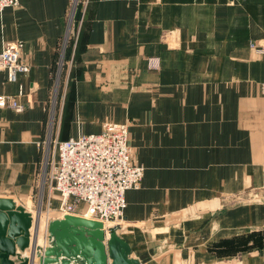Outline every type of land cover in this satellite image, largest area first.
<instances>
[{"label":"crops","instance_id":"obj_1","mask_svg":"<svg viewBox=\"0 0 264 264\" xmlns=\"http://www.w3.org/2000/svg\"><path fill=\"white\" fill-rule=\"evenodd\" d=\"M77 1L69 58L72 0L0 12V50L21 40L30 65L24 109L0 108V199L35 206L55 138L127 122L144 167L114 227L130 257L264 264V0ZM17 87L0 71V93Z\"/></svg>","mask_w":264,"mask_h":264},{"label":"built area","instance_id":"obj_2","mask_svg":"<svg viewBox=\"0 0 264 264\" xmlns=\"http://www.w3.org/2000/svg\"><path fill=\"white\" fill-rule=\"evenodd\" d=\"M17 3L18 0H0V12ZM77 4V0H72L67 32V36L71 33L75 39L77 31L71 26ZM66 40L67 38L65 42ZM251 46H255L254 42ZM22 49L23 42L13 40L6 42L0 50V71L6 73L7 81L18 86L15 93H0V108H9L15 112L24 109L21 103L24 89L19 78L26 76L30 70L29 63L22 56ZM62 62L63 60L59 62L60 66ZM63 64L69 72L72 58ZM261 92L264 94V83L261 84ZM128 126L127 122H104L101 131L97 133H79L77 137L64 140L55 138L52 142L53 151L47 153L44 161L40 184L42 193L40 200L33 206L34 212L39 216L43 212L47 215L56 212L61 215L57 217L59 219L67 214L87 216L102 222L105 232L109 230L105 223H109L111 227H119L126 207L125 193L140 186L144 171L142 165L132 160ZM30 214L33 218L34 214ZM52 220L49 218L46 223L41 239L44 245L40 249H35L36 238L32 245L37 230L31 232L30 228L29 256L45 255L50 247L48 225ZM70 264L75 262L71 261Z\"/></svg>","mask_w":264,"mask_h":264},{"label":"water","instance_id":"obj_3","mask_svg":"<svg viewBox=\"0 0 264 264\" xmlns=\"http://www.w3.org/2000/svg\"><path fill=\"white\" fill-rule=\"evenodd\" d=\"M31 226L32 216L22 205L0 199V264H139L114 227L106 236L102 222L68 214L49 223L50 247L43 257L22 256Z\"/></svg>","mask_w":264,"mask_h":264},{"label":"rangeland","instance_id":"obj_4","mask_svg":"<svg viewBox=\"0 0 264 264\" xmlns=\"http://www.w3.org/2000/svg\"><path fill=\"white\" fill-rule=\"evenodd\" d=\"M74 20H75V18H74ZM68 39H72V45L74 44V41H75V36L74 35H72L71 33H70V35H69V38ZM67 76V74H66V72L65 71H62L61 73H60V75H58V78H57V81L58 82H56L55 83V85L57 86L58 85V92H59V100H60V98H61V93H63V91H64V87H65V77ZM56 102L58 103V98L56 99ZM15 201H13L14 203H16V204H19V205H25L26 206V208L28 209V210H31V212L30 213H33L34 215H33V221L34 220H36V218L39 220L38 221V236L36 235V246H38V248L40 249V248H42V246L44 245V242L43 241H41V239L43 238V235H44V229H45V227H46V222H47V214H45L44 212L39 216V214H37V213H35L34 212V207L29 203V201H25V200H19V199H14ZM44 201V200H43ZM44 204V203H43ZM27 211V210H26ZM29 212V211H28ZM56 214L55 213H51L50 214V216H49V218H55L56 216H55ZM37 221V220H36ZM35 222V221H34ZM32 230H34V225H33V227L31 228V232H32ZM26 254H29V249L28 250H26Z\"/></svg>","mask_w":264,"mask_h":264},{"label":"bare ground","instance_id":"obj_5","mask_svg":"<svg viewBox=\"0 0 264 264\" xmlns=\"http://www.w3.org/2000/svg\"><path fill=\"white\" fill-rule=\"evenodd\" d=\"M24 209H25V208H24ZM27 212H28V211H27ZM29 213H30V212H29ZM53 213L56 214V215H55V216H56L55 218H51V219H53V220H54V219H59V218H57V217H60V216H61V215H57L56 212H53ZM50 214H51V213H50ZM50 214L47 215V216H48V217H47V222H49V216H50ZM83 217L89 218V217H87V216H83ZM36 220H37V221H36ZM36 220H34V221H35V222H34V221H33V218H32V227H33V225H34V230L36 229V230L38 231V221H39V220H38L37 218H36ZM47 222H46V223H47ZM32 227H31V228H32ZM105 227H107V228H111V225H110L109 223H108V224L105 223ZM37 236H38V232H37ZM106 236H108V232H106ZM35 238H37V237H35ZM30 241H31V239H30ZM30 246H31V245H30ZM30 246H29V247H30ZM29 247H28L26 250H28ZM35 249H39L38 246L35 245ZM26 250L23 251L22 254L25 255V256H27V257H29V254H30V253H29V254H26ZM35 257H37V256L35 255L34 258H35Z\"/></svg>","mask_w":264,"mask_h":264},{"label":"trees","instance_id":"obj_6","mask_svg":"<svg viewBox=\"0 0 264 264\" xmlns=\"http://www.w3.org/2000/svg\"><path fill=\"white\" fill-rule=\"evenodd\" d=\"M72 39H68L67 40V45H66V52H68L66 55H65V58H67L69 55H70V53H71V47H72ZM64 58V59H65ZM69 58V57H68ZM66 60H64L63 62H65ZM63 67V69H64V71H65V69H66V66H65V64L64 65H62ZM71 70H72V68H70V71L69 72H71ZM70 74V73H69Z\"/></svg>","mask_w":264,"mask_h":264}]
</instances>
